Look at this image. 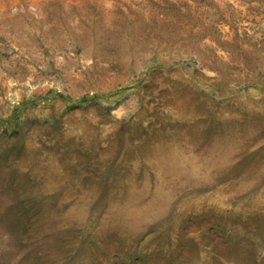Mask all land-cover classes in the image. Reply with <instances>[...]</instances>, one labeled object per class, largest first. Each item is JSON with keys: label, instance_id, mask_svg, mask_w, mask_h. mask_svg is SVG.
Returning a JSON list of instances; mask_svg holds the SVG:
<instances>
[{"label": "rangeland", "instance_id": "obj_1", "mask_svg": "<svg viewBox=\"0 0 264 264\" xmlns=\"http://www.w3.org/2000/svg\"><path fill=\"white\" fill-rule=\"evenodd\" d=\"M0 264H264V0H0Z\"/></svg>", "mask_w": 264, "mask_h": 264}]
</instances>
